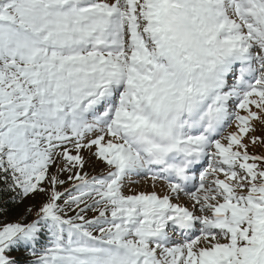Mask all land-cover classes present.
I'll list each match as a JSON object with an SVG mask.
<instances>
[{"label":"snow or ice","instance_id":"6c2138e0","mask_svg":"<svg viewBox=\"0 0 264 264\" xmlns=\"http://www.w3.org/2000/svg\"><path fill=\"white\" fill-rule=\"evenodd\" d=\"M0 264H264V0H0Z\"/></svg>","mask_w":264,"mask_h":264}]
</instances>
